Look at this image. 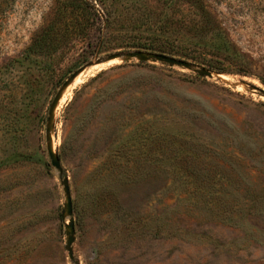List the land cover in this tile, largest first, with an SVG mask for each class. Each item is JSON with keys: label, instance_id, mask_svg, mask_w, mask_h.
<instances>
[{"label": "rangeland", "instance_id": "1", "mask_svg": "<svg viewBox=\"0 0 264 264\" xmlns=\"http://www.w3.org/2000/svg\"><path fill=\"white\" fill-rule=\"evenodd\" d=\"M60 1L0 0V158L14 160L0 169V264H264V95L248 86L264 89V0H205L225 38L191 37L234 48L248 73L116 59L79 75L55 112L62 172L47 150L62 84L91 61L138 50L125 46L150 41L160 14L194 10L105 0L87 38L27 56Z\"/></svg>", "mask_w": 264, "mask_h": 264}, {"label": "trees", "instance_id": "2", "mask_svg": "<svg viewBox=\"0 0 264 264\" xmlns=\"http://www.w3.org/2000/svg\"><path fill=\"white\" fill-rule=\"evenodd\" d=\"M163 1L167 4V9L178 8V6L183 9L184 6H188L194 10V18L188 19L190 16L185 13L180 18L173 13L172 16H167V13L160 14L162 17L158 27L148 35L150 41L131 43L125 47L157 51L192 60L220 73H248L242 70L244 64L239 59L237 51L224 42L207 46L191 41V37L206 38V40L225 38L221 22L205 0ZM104 3L105 0H61L56 11L57 19L33 38L26 50L27 56L54 54L61 47L68 46L77 39L87 38L91 30L101 24L102 14L97 6ZM113 13L114 11L107 14V22L115 19ZM173 25H179V27H173ZM226 60L236 63L240 69L222 66ZM12 159L0 158V169L14 161Z\"/></svg>", "mask_w": 264, "mask_h": 264}, {"label": "water", "instance_id": "3", "mask_svg": "<svg viewBox=\"0 0 264 264\" xmlns=\"http://www.w3.org/2000/svg\"><path fill=\"white\" fill-rule=\"evenodd\" d=\"M116 59L120 60H131V59H138L142 62L145 61H154V62H160L163 64H168L170 66H179L182 68H187L191 70H195L200 75L213 77L216 75H219L220 72H217L215 70H212L210 68H207L205 66L198 67L197 64L186 60L184 58H179L173 55L165 54L162 52H155V51H146V50H130L127 52H115L112 54H109L105 58L97 59L95 61H91L79 69H77L75 72H73L67 80L62 84L61 88L56 93L50 108H49V117H48V125H47V150L49 157L51 159L52 165L62 172V166H61V159L59 154L55 151L53 147V140H52V132L54 128V118H55V112L58 108L59 104L61 103L62 97L64 93L67 91V89L74 83V81L77 79L79 75H81L84 71L90 69L94 65H100L106 62H110ZM249 88L253 91H258L262 95H264V89H261L255 85H248ZM63 185V191L65 194V203H64V214L63 217L67 219L68 221L65 223L66 228V235L67 240L65 244V249L68 252V255L71 260H74V251H73V243L75 241V221L73 217V200L71 195V188L69 183V178L66 176L62 180Z\"/></svg>", "mask_w": 264, "mask_h": 264}, {"label": "bare ground", "instance_id": "4", "mask_svg": "<svg viewBox=\"0 0 264 264\" xmlns=\"http://www.w3.org/2000/svg\"><path fill=\"white\" fill-rule=\"evenodd\" d=\"M91 72H92V71H91ZM82 76H83V75H82ZM81 79H82V78H81ZM78 81H79V80H78ZM79 83H80V82H79ZM76 84H77V83H76ZM72 89H73V88H72ZM68 93H69V91H68ZM70 93H71V92H70ZM70 93H69V94H70ZM69 94H68V95H69ZM65 98H66V97H64V100H65Z\"/></svg>", "mask_w": 264, "mask_h": 264}]
</instances>
